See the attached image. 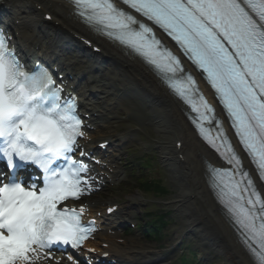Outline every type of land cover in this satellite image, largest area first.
I'll list each match as a JSON object with an SVG mask.
<instances>
[{"label":"snow or ice","instance_id":"6c2138e0","mask_svg":"<svg viewBox=\"0 0 264 264\" xmlns=\"http://www.w3.org/2000/svg\"><path fill=\"white\" fill-rule=\"evenodd\" d=\"M118 2L124 7L117 0H69L85 25L142 59L195 113L189 118L201 137L231 166H209L210 186L255 264H264V196L195 79L155 31L170 37L215 90L264 180V0ZM62 92L48 71L26 70L0 34V158L13 170L18 159L43 172L40 187L17 182L15 172L0 184V264H31L36 248H80L95 231L82 224V208L65 206L90 190L91 177L73 158L84 136L76 99ZM214 122L215 134L206 127Z\"/></svg>","mask_w":264,"mask_h":264},{"label":"bare ground","instance_id":"6f19581e","mask_svg":"<svg viewBox=\"0 0 264 264\" xmlns=\"http://www.w3.org/2000/svg\"><path fill=\"white\" fill-rule=\"evenodd\" d=\"M3 14L12 24L16 25L18 21L17 28L23 34L26 33L28 25L33 23L34 27L41 29V33L48 41L52 40L49 38L48 31H53L68 37L74 36L79 43L83 38L99 47L102 55L106 56L107 63L114 67L115 74L112 77L109 75L111 78L106 77L108 82L106 86L88 85L86 87L88 93L106 101L105 107H99L95 103L82 105V107L87 106V109L92 111V115L99 117L92 118L91 124L96 126L100 122L112 123L113 119H121L122 116L126 120L136 116L135 122L139 126H136V129L141 133V130L146 131L147 139L152 140L149 143H152L158 151L159 159L165 165L169 177L175 180L173 185L176 192L172 204L176 211L187 218V222H183V228L191 227L193 231L218 248L231 264H253L237 243L205 182L207 174L205 165L207 162L214 163V156L205 149L191 131L184 117V108L159 84L151 71L118 47L94 36L74 16L71 8L63 0H10L4 6ZM46 15L51 16L52 23L44 20ZM21 40L28 50L37 45L36 40L26 35H22ZM130 85L136 89L141 96L140 99L145 103L141 108L128 107L124 102L125 98H115L114 94V97L112 96L113 91L116 90L127 97V89ZM88 110H85V113H88ZM116 126L118 127V123ZM90 136L93 142L92 134ZM112 136L119 138L114 133ZM126 139L132 138L127 136ZM104 162L109 164L114 161L106 159ZM118 176L119 173L115 172L112 177L115 179ZM106 202L103 200L97 204L96 208L104 211ZM124 209V206L121 207L122 211ZM100 221L105 228L112 226L111 219ZM100 240L106 239L100 235ZM109 240L106 241L112 242L111 238ZM111 250L117 252L120 247L113 244ZM161 263V260L157 261V264Z\"/></svg>","mask_w":264,"mask_h":264},{"label":"rangeland","instance_id":"374dc122","mask_svg":"<svg viewBox=\"0 0 264 264\" xmlns=\"http://www.w3.org/2000/svg\"><path fill=\"white\" fill-rule=\"evenodd\" d=\"M129 125L130 124L128 123V126ZM134 146H136L138 149H136ZM129 150L131 153L130 158H133L134 160H139L138 164L136 163V166H138L139 168V163L148 160V166H146L144 172H146L149 177L151 176L154 179H159L166 186L169 192L168 198L163 202L150 201V199L148 200V198L145 197L146 195H143L140 192H134L128 194L129 196H125V194L116 197L114 198L113 202H125L126 197L135 198L136 201L139 202V204L135 203L136 206L134 207V215H136L137 218H139L140 215H142L145 211H153L157 214L167 213L166 218L169 221L167 222L165 228L162 231V238L158 241L146 240L141 243L146 246L160 248V250L163 251L165 254L171 253L167 258V262L172 264L177 260V258L183 251V249L175 247V245L179 243V238L178 235H176V232L178 231V233H185L186 231L185 229H179V227L177 226L182 220L180 217L181 215L179 216L178 213L175 212V207H172L173 204L171 202L173 201V197L176 192L172 184L173 180L169 177V174L165 169L166 167L159 162V154L157 150L154 149L151 143L146 144L144 140H140V142H135L132 147H129ZM188 237H186L187 239L186 241H184V244H190L193 250L195 248H200L198 251L202 256H204L205 264H231V262L225 255L223 256L219 252H214L212 254V250L207 247V242L197 239V237L193 235H189ZM123 241L125 243L126 240L124 238H117L116 243L119 245H123ZM216 251L219 250L217 249Z\"/></svg>","mask_w":264,"mask_h":264}]
</instances>
